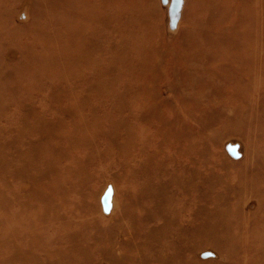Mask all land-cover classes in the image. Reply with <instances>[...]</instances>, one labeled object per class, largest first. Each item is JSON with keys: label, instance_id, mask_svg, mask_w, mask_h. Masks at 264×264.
<instances>
[{"label": "rangeland", "instance_id": "1", "mask_svg": "<svg viewBox=\"0 0 264 264\" xmlns=\"http://www.w3.org/2000/svg\"><path fill=\"white\" fill-rule=\"evenodd\" d=\"M112 1L0 0V264H138L163 225L172 254L198 227L179 264H243L248 238L264 252V0Z\"/></svg>", "mask_w": 264, "mask_h": 264}, {"label": "bare ground", "instance_id": "2", "mask_svg": "<svg viewBox=\"0 0 264 264\" xmlns=\"http://www.w3.org/2000/svg\"><path fill=\"white\" fill-rule=\"evenodd\" d=\"M64 1V0H63ZM70 1H72V0H70ZM86 1H88V0H86ZM91 1H93V0H91ZM96 1V0H95ZM99 1H101V0H99ZM106 1V0H105ZM112 1V0H111ZM115 1V0H114ZM120 1V0H119ZM73 2H75V1H73ZM84 2V1H83ZM113 2V1H112ZM71 3V2H70ZM102 3H104V2H102ZM116 3V2H115ZM73 4V3H72ZM86 4V3H85ZM94 5V4H93ZM98 5V4H97ZM64 6V5H63ZM70 6H73V5H70ZM74 7V6H73ZM76 7H78V6H76ZM86 7V6H85ZM72 8V7H71ZM83 8V7H82ZM99 8V7H98ZM85 9V8H84ZM86 9H88V8H86ZM95 9V8H94ZM93 9V10H94ZM62 10V9H61ZM91 10V9H90ZM64 11V10H63ZM74 11V10H73ZM99 11V10H98ZM78 12V11H77ZM61 13H63V12H61ZM60 13V14H61ZM64 13H65V11H64ZM67 13V12H66ZM76 13V12H75ZM89 13V12H88ZM91 13V12H90ZM85 14V13H84ZM94 14H95V12H94ZM93 14V15H94ZM97 14V13H96ZM66 15V14H65ZM68 15V14H67ZM81 15V14H80ZM69 16H71V14L69 15ZM86 16V15H85ZM96 16V15H95ZM94 16V17H95ZM98 16V15H97ZM99 16H100V18H101V15L99 14ZM104 16V15H103ZM65 17H67V16H65ZM77 17H79V16H77ZM76 17V18H77ZM93 17V16H92ZM58 18V17H57ZM70 18V17H69ZM76 18H74V19H76ZM58 20H59V18H58ZM60 20H61V18H60ZM59 20V21H60ZM81 20V19H80ZM74 21V20H73ZM70 22H71V20H70ZM70 22H68V23H70ZM76 22V21H75ZM61 23V22H60ZM65 23V22H64ZM63 23V24H64ZM67 23V22H66ZM62 24V23H61ZM72 24V23H71ZM74 24V23H73ZM65 25V24H64ZM83 25V24H82ZM66 26H68V25H66ZM72 26H74V25H72ZM81 26V25H80ZM247 26V25H246ZM245 26V27H246ZM62 27V26H61ZM65 27V26H64ZM69 27V26H68ZM71 27V26H70ZM241 27V26H240ZM244 27V28H245ZM69 28H67V30H68ZM73 29V28H72ZM241 29V28H240ZM250 29V28H249ZM245 30V29H244ZM66 31V30H65ZM69 31V30H68ZM71 31H73V30H71ZM246 31H248V30H246ZM70 32V31H69ZM241 32V31H240ZM243 32V31H242ZM101 37V36H100ZM78 38V37H77ZM77 40V39H76ZM80 40V39H79ZM82 40V39H81ZM253 41V40H252ZM77 43H78V41H76ZM255 42V41H254ZM80 44V43H79ZM74 48V47H73ZM72 48V49H73ZM75 49V48H74ZM77 49H78V47H77ZM256 49V48H255ZM74 51V53H75V50H73ZM77 51V50H76ZM201 52V51H200ZM253 52V51H252ZM256 54V53H255ZM78 55V54H77ZM70 57V56H69ZM76 57V56H75ZM81 57V56H80ZM88 57V56H87ZM86 57V58H87ZM255 57H256V55H255ZM259 57V56H258ZM261 57V56H260ZM251 59H252V57H251ZM74 60V59H73ZM84 61V60H83ZM98 62V61H97ZM73 64V63H72ZM75 64V63H74ZM94 64V63H93ZM92 64V65H93ZM76 65V64H75ZM74 66V65H73ZM72 67V66H71ZM75 67V66H74ZM77 67V66H76ZM90 68H92V67H90ZM232 84V83H231ZM231 84H230V86H231ZM232 87V86H231ZM219 89V88H218ZM225 90V89H224ZM236 90V89H235ZM235 90H233V91H235ZM234 95H236V94H234ZM228 96V95H227ZM233 97H235V96H233ZM65 170H66V168H65ZM64 172V171H63ZM65 178V177H64ZM32 180V179H31ZM70 180V179H69ZM34 181V180H33ZM63 181H65V180H63ZM27 182V181H26ZM65 184V183H64ZM37 185V184H36ZM38 187V186H37ZM39 189V188H38ZM43 189V188H42ZM48 190V189H47ZM39 197V196H38ZM44 197V196H43ZM259 203H260V205H263V203H264V200L263 199H261V200H259ZM64 205V204H63ZM64 207V206H63ZM27 214V213H26ZM180 213H175L174 214V220L172 221V223L169 225V226H171L172 227V224L174 225V221L178 224L179 223V220H180ZM152 216H150L149 218H151ZM149 218H147L146 219V221H145V223L146 222H148V219ZM54 220V219H53ZM52 220V221H53ZM63 220H65V219H63ZM93 220H95V219H93ZM91 222H93V221H91ZM98 222V221H97ZM36 223V222H35ZM37 223H39V222H37ZM51 223V222H50ZM84 224V223H83ZM87 224V223H86ZM98 224V223H97ZM52 225H54V224H52ZM59 225V224H58ZM76 225V224H75ZM100 225V224H99ZM98 225V226H99ZM60 226H62V225H60ZM59 226V227H60ZM63 226H65V225H63ZM91 226V225H90ZM93 226V225H92ZM97 226V227H98ZM29 227H31V226H29ZM100 227V226H99ZM40 228V227H39ZM38 228V229H39ZM70 228V227H69ZM79 228H80V225H79ZM67 229V228H66ZM78 229V228H77ZM76 229V230H77ZM257 229H259V230H262L263 231V229H264V218L261 220V222H260V224H259V227L257 228ZM257 229H255L254 231H256ZM45 230V229H44ZM40 231V230H39ZM190 231V232H189ZM197 231H198V227L197 226H193V225H190V227H189V229H185V228H182V229H180L179 230V232H178V234L177 235H173L172 234V236H173V241H174V243H175V245H176V252L174 253V254H172L166 247H165V243H166V233H168V231H166L165 229H164V225L163 226H161L159 229H157V231H155L154 233H151V234H146V235H144L143 233H140L139 234V240L142 242V244L144 245V244H149L148 246H147V252H140L139 251V246H137V248L135 249V252H134V255L131 257V258H129L127 261H135L136 262V258H137V256L140 258L139 259V261H138V264H148L147 263V261L146 260H144V258H142L141 256L142 255H144L145 257H147V256H150V258H156V260H155V264H179V262H177V258H179L180 256H182V258L184 259V252H185V249L184 248H186L187 247V245L188 244H191V245H193V244H197V243H195L196 242V239H197V235H198V233H197ZM254 231H252V233L253 234H255V232ZM38 233H40V232H38ZM88 233V232H87ZM158 233H160L161 234V236H156L155 234H158ZM188 234V235H187ZM193 234V235H192ZM252 234V235H253ZM41 235V234H40ZM101 235V234H100ZM210 235H212V236H218V237H220L221 235L218 233V232H210ZM86 236V235H85ZM186 236H188V237H186ZM250 236V235H249ZM86 237H88V235L86 236ZM95 237V236H94ZM251 237V236H250ZM255 238H254V240L256 239V242H259V240H260V238H261V236L259 237L257 234H255V236H254ZM89 238V237H88ZM91 238V237H90ZM252 238V237H251ZM251 238H248L247 240H246V242H245V249L244 250H247V252L248 253H252V252H254L255 251V255L254 256H252V258H249L248 257V259L247 260H245L244 262H243V264H264V252H262L263 250H262V248L260 247V246H258L257 248H255L254 247V245H252L251 244V242H252V239ZM88 242V241H87ZM92 242V241H91ZM94 242V241H93ZM156 242H161L160 244H162V247H161V249H159V250H156V249H154L156 246H155V244H156ZM244 243V242H243ZM152 244H153V246H152ZM139 245V244H138ZM77 246V245H76ZM76 246H75V248H76ZM84 246H85V244H84ZM89 246V245H88ZM91 246V245H90ZM146 246V245H145ZM242 246V245H241ZM262 246V245H261ZM263 247V246H262ZM89 248V247H88ZM104 248V247H103ZM84 250V249H83ZM76 251V250H75ZM85 251V250H84ZM139 251V252H138ZM88 252V251H87ZM85 254H86V252H84ZM202 253V251L201 252H199V255ZM97 255H99V254H97ZM100 255H101V253H100ZM141 255V256H140ZM252 255V254H251ZM105 256V255H104ZM219 259V258H218ZM81 260V259H80ZM256 262V263H255ZM181 263H183V262H181ZM180 263V264H181ZM240 263V262H239ZM79 264V263H78ZM187 264H190V263H187ZM224 264V263H223ZM229 264H233L232 262L231 263H229ZM235 264V263H234ZM236 264H238V263H236ZM241 264H242V262H241Z\"/></svg>", "mask_w": 264, "mask_h": 264}]
</instances>
